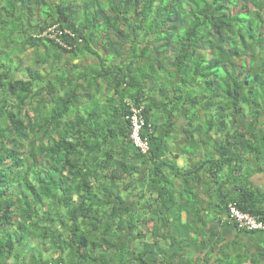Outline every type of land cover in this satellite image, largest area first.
<instances>
[{
	"label": "trees",
	"instance_id": "trees-1",
	"mask_svg": "<svg viewBox=\"0 0 264 264\" xmlns=\"http://www.w3.org/2000/svg\"><path fill=\"white\" fill-rule=\"evenodd\" d=\"M189 100L204 115L178 132L205 162L182 169L167 121ZM136 105L165 123L141 162L123 148ZM261 144L264 0H0V264H263L206 241L194 190L263 171ZM146 162L157 179L141 180ZM239 189L226 216L235 201L264 219L262 193Z\"/></svg>",
	"mask_w": 264,
	"mask_h": 264
},
{
	"label": "crops",
	"instance_id": "crops-1",
	"mask_svg": "<svg viewBox=\"0 0 264 264\" xmlns=\"http://www.w3.org/2000/svg\"><path fill=\"white\" fill-rule=\"evenodd\" d=\"M160 101L155 103L154 108L149 112V117L155 118V113H158V104ZM156 119V118H155ZM155 119L153 121V127L156 129V135L159 136L164 131V123L157 121L155 122ZM181 129L178 128V131ZM173 136L170 138V144L171 147L174 149L175 157L178 158L177 162L178 165L182 168H195L198 167L199 163H203L204 161V155L199 151L200 146H196L195 150L196 152L191 153L190 149H188L189 140L186 139L184 136V133H172ZM200 140V144L202 145V141L200 137H198ZM121 139V144H122ZM123 148H125L131 157L134 158L135 161L141 162L139 160L140 157L136 156V152L132 148L130 144L123 145ZM187 150V151H186ZM199 151V152H198ZM121 157H126V159L129 157L128 155H124ZM133 158H129L130 161H132ZM218 159L219 157L216 156ZM249 160L255 161V157L251 156L248 157ZM257 164V162H256ZM142 166V179H146L150 181L151 179H157L154 175V164L152 162L145 163ZM253 167H250L249 172L250 174L247 175V181H239L238 179L233 178V176H227L224 178L223 176H220L218 180H216V183L211 181L210 179L208 182H205L203 186L195 188V196L196 198H199L200 203L204 205V207H210L208 211L209 214H207V218H205L206 221L210 222L207 227V238L206 241L212 237H215L216 240H221V245H224L226 243H234L235 248L237 249V254L246 255L248 258L252 257L254 254L262 253L264 255V234L263 233H245L243 231H239L238 228L230 222L227 218L226 211L224 210V201L227 196H231L232 198H238L239 193L241 192L239 187L244 186L245 189H250L251 191H254L255 193H262L264 196V170L261 172H253L251 171ZM262 169H264V165L262 166ZM228 172V171H226ZM225 174V173H224ZM227 179V180H225ZM211 182L207 194V188L205 185H209ZM174 184L176 186L180 185V181L176 180L174 181ZM177 190H180L177 187ZM264 200V199H263ZM262 203V202H261ZM135 201H130L128 205H134ZM261 208L264 210V201L262 204H260ZM143 206V204H142ZM193 209V208H192ZM208 209V208H207ZM206 209V210H207ZM184 221L187 219V215L183 214ZM202 226V224H201ZM188 243V242H187ZM185 241H182V243L175 244L173 246V251L178 249L180 246L185 247L184 251L185 253H188L192 257H196L200 255L202 244H190L187 245ZM163 249L167 248L164 244L161 245ZM262 261H264V258H262ZM264 264V263H263Z\"/></svg>",
	"mask_w": 264,
	"mask_h": 264
},
{
	"label": "clouds",
	"instance_id": "clouds-1",
	"mask_svg": "<svg viewBox=\"0 0 264 264\" xmlns=\"http://www.w3.org/2000/svg\"><path fill=\"white\" fill-rule=\"evenodd\" d=\"M26 22H31L34 26L37 25V22L35 20H30V21H26ZM56 28H57L56 26L49 28L44 33V35L42 37L46 36V37H49V38H53L54 39L55 36L54 35L49 36L48 33H55V34H57L56 33ZM127 48L129 49L130 48V45H128ZM29 49H32V48H29ZM29 49L27 51H29ZM145 82L146 83H150V80L145 79ZM189 102H190V100L188 101V105L185 106L184 109L180 113L177 114V120L175 122L174 121H167L168 122V125H170V127L172 129L171 134H169V139H168L167 143H170V138H171V136H173L172 133H176V132L179 133L178 132V128H180L182 130L184 126L187 127V125L190 123L191 117L194 114L204 115V113H202V112L200 113L199 111H197V109H196V111H194L193 110L195 108L194 105L191 106ZM143 110H144V106H137V105L134 106L132 108V110H131V114L125 116V120L130 124V135H129L130 142H129V144L132 146V148L134 150H136L140 154L148 155L151 152V150H152L151 149L152 148V140H151L152 137L151 136L156 137L157 135H156V129L153 127V125L151 123H148V121H147L148 117L143 114ZM140 114H141V116H142V118L144 120V124L141 125V127H140L141 128L140 129V140H139V142H137L134 138H132V134H133V122H134L133 117L134 116L139 117ZM199 119L195 121V123H194L195 126L198 124ZM176 124L178 126L177 129H176ZM164 125H165V123H164ZM145 141H147V143ZM145 144H146V147H147L146 148V151L143 150ZM261 147H262V149L264 151V145L261 144ZM204 162H205V159H204ZM177 164H178V162H177ZM141 172H142V170H141ZM140 174H142V173H140ZM147 202L148 201L144 200L141 203H139L138 205H139V207H142L144 209V211H145V206H146ZM142 204H143V206H142ZM231 204H237V202H235V201L230 202L228 204V208H229V205H231ZM260 218H262V217H260ZM228 219H229V216H228ZM229 221H231V220L229 219ZM233 224L236 226L235 223H233ZM239 231H241V230H239ZM257 233H262V232H257ZM169 245L171 246V243H169V244H167L165 246L167 248H170ZM131 248H132V246L130 244V248L128 249V251L130 252V255L133 256L134 250L131 249Z\"/></svg>",
	"mask_w": 264,
	"mask_h": 264
},
{
	"label": "built area",
	"instance_id": "built-area-1",
	"mask_svg": "<svg viewBox=\"0 0 264 264\" xmlns=\"http://www.w3.org/2000/svg\"><path fill=\"white\" fill-rule=\"evenodd\" d=\"M133 134L132 138H134L137 142L140 140V127L144 124V120L141 116L133 117ZM147 143V141H145ZM146 144L144 145V151H146ZM229 219L236 224L239 230L246 231H255L264 233V219L259 216L251 215L247 212L242 211L237 204L229 205Z\"/></svg>",
	"mask_w": 264,
	"mask_h": 264
},
{
	"label": "rangeland",
	"instance_id": "rangeland-1",
	"mask_svg": "<svg viewBox=\"0 0 264 264\" xmlns=\"http://www.w3.org/2000/svg\"><path fill=\"white\" fill-rule=\"evenodd\" d=\"M18 55H19V54L15 53V54H14L15 59L13 58V59H14V63H15L16 65H17V63L20 62V56H18ZM35 55H37V53L34 54V50L29 49V51H27V52L25 53V56H24V58H23V61H24L25 63H27L28 65H30V64H31V63H30V60H31V58H32L33 56H35ZM193 110L196 111L195 108H194ZM200 119H204V116H202ZM226 175H227V174H224V173L221 174V176H223L224 178H226ZM230 175H232V174H230ZM230 175H229V176H230ZM209 212H211V211H207V210H203V211H201V213L204 215V219L208 217L207 214H209ZM232 248H233V247H232Z\"/></svg>",
	"mask_w": 264,
	"mask_h": 264
}]
</instances>
